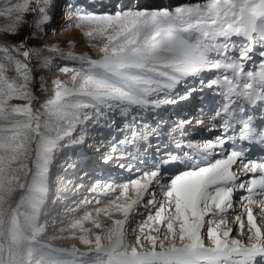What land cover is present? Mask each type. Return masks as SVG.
Instances as JSON below:
<instances>
[{
    "label": "snow or ice",
    "instance_id": "1",
    "mask_svg": "<svg viewBox=\"0 0 264 264\" xmlns=\"http://www.w3.org/2000/svg\"><path fill=\"white\" fill-rule=\"evenodd\" d=\"M60 11L94 55L46 39ZM0 16V264H264V0H0ZM73 156L81 183H64L87 191L65 207L52 173ZM57 224L86 247L42 243Z\"/></svg>",
    "mask_w": 264,
    "mask_h": 264
},
{
    "label": "rangeland",
    "instance_id": "2",
    "mask_svg": "<svg viewBox=\"0 0 264 264\" xmlns=\"http://www.w3.org/2000/svg\"><path fill=\"white\" fill-rule=\"evenodd\" d=\"M89 2H91V0H89ZM105 2H107V0H105ZM151 2H157V3L158 2H163L165 4H167V3L177 4V3L189 2V0H151ZM61 7H62V5H61ZM63 20H64V13L62 11H60V12L57 13V18L54 21V24L57 26V31H56L55 35H57V34H63V31L64 30H62V28H61V26L63 25ZM4 23H5L4 17L0 16V28H2V26H3ZM67 30H71L72 31V34H69L68 36H64L63 35L62 38L51 39L50 38V35L51 34L54 35V34L52 33L51 28H49V29H47V31L49 33V36L46 37V39H51L53 41L64 40L66 38L67 39H75L77 41L76 46H75V49H74L76 52L87 51V52H89V54H93L94 55V53L91 52V49L89 48V46L87 44V41L78 33V30H76L74 28H69ZM4 39H5V33L2 32V31H0V42H2ZM8 74L9 75H13L14 74V69L10 70ZM45 88L46 89H49V90L51 89V80L50 79H47L46 78V80H45ZM34 90L36 91L37 94H41V95L46 94V93H44L40 89L39 81H37L34 84ZM197 94L198 95H196L193 99H191L190 102H193L191 104H194L195 107L198 109L200 107V99L198 98V96L201 97V95H199V93H197ZM205 94H206V96H208V99L205 100L204 102H207V104H209V102L212 99V94L211 93H205ZM17 102H19V101H17ZM205 105H206V103H205ZM170 110H172V109H170ZM117 127H119V125H117ZM194 138H197V137H194ZM105 139H106V137H105ZM69 150H68V152H66L64 154L65 157L68 156L69 153H71V152L74 151V150L71 151V149H69ZM93 150H95V149H93ZM62 158L63 157H61L57 161L60 162ZM74 164H76V163H74ZM77 166L79 167V164H77ZM62 168L63 167H61L60 170H62ZM56 173L57 172L54 170L53 173H52L53 179L57 177L56 176ZM67 173H68V175L70 174L69 172H67ZM60 177L62 179L56 180V182L61 181V180H64V177L62 175ZM76 179L77 180L80 179L79 178V173L77 171H76ZM68 189H69V187L66 188V189L63 188V187L61 188V190H63L64 192H65V190L68 191V193L66 192L67 198H64V199H66L65 207H67L69 204L72 203V201H70V200L73 199L76 196V194H77V192L75 190V187L72 190H71V188H70V190H68ZM48 203H49V205L52 204L51 199L48 201ZM254 212L256 213L257 211L254 210ZM49 220H51V219L50 218L41 217V221L42 222H47L49 224V226H50L51 221L49 222ZM68 222H70V221H68ZM83 226L85 228H88L91 225H90V222L89 221H85L84 224H83ZM58 228H59V224H57V229H51V227H49V231L47 232V235L41 237L42 243H44V244H51L54 247H68V246L72 245L73 243L78 248H84V247H86L85 245H83L82 243H80V241L78 240L79 229H76L77 238L76 239H73V238L67 237V233L66 232H64V233L59 232L58 231ZM231 234L232 235H235L236 233H231ZM54 236H59L61 238L60 239H51V237H54Z\"/></svg>",
    "mask_w": 264,
    "mask_h": 264
},
{
    "label": "bare ground",
    "instance_id": "3",
    "mask_svg": "<svg viewBox=\"0 0 264 264\" xmlns=\"http://www.w3.org/2000/svg\"><path fill=\"white\" fill-rule=\"evenodd\" d=\"M69 34H72V31L71 30H64L63 31V34H57V35H50V38L51 39H57V38H62L63 37V35L64 36H68ZM198 95V94H197ZM199 95H201L200 93H199ZM203 95H205L206 96V94L204 93ZM208 97V96H207ZM198 98L200 99V101H201V97H199L198 96ZM191 101V100H190ZM189 101V103L191 104V103H193V102H190ZM205 101V100H204ZM204 103H206V105H208L207 104V102H204ZM193 139H196V138H194L193 137ZM97 140H99V136H97ZM85 147H87V144L85 145ZM70 151V150H69ZM71 151H73V149H71ZM64 159V157L61 159V160H63ZM60 163H61V161L59 162V161H56V165H55V167L56 168H61V167H63L64 169L66 168L67 169V167H64V166H61L60 165ZM74 163H76V164H78L77 162H76V160H75V157L73 156V160L71 161V162H69V163H67L66 165L67 166H69L70 165V168L72 169V171L70 170V171H66V170H60L59 169V172L58 173H56V176L57 175H59V176H63L64 177V180H61V181H58V182H62L63 183V185L62 186H60V187H58L59 188V191L61 192H63L64 194H65V197H62V199H64V198H66V192L68 193V191H66L65 190V192L63 191V190H61V188L63 187V188H68L69 186L68 185H66L65 183H64V181H69V180H72V179H75V184H79V183H81V180L79 179V180H77L76 179V171L74 170ZM65 165V166H66ZM76 168H79L77 165H76ZM67 172H69L70 174L68 175V173ZM59 180V179H58ZM58 182H56V181H54V183H58ZM59 184V183H58ZM89 187H90V185H89ZM68 190H70V187H69V189ZM87 191V188H85L83 191H80V192H77V194H76V196L73 198V199H71L70 201H76V200H78V199H83V197H84V193ZM77 197V198H76ZM76 199V200H75ZM50 200V199H49ZM72 204V203H71ZM65 206V205H64ZM254 210H256L257 212H256V214H258V212H259V209L257 208V209H254ZM65 220L67 221V218H65ZM51 220H49V222H50Z\"/></svg>",
    "mask_w": 264,
    "mask_h": 264
}]
</instances>
